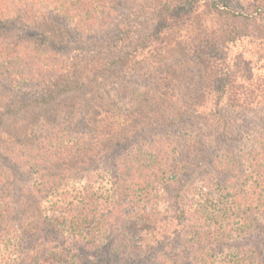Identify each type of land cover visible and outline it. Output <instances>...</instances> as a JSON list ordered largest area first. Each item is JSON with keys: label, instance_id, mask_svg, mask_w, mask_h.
Returning <instances> with one entry per match:
<instances>
[{"label": "trees", "instance_id": "1", "mask_svg": "<svg viewBox=\"0 0 264 264\" xmlns=\"http://www.w3.org/2000/svg\"><path fill=\"white\" fill-rule=\"evenodd\" d=\"M88 168L105 219L91 187L38 204ZM0 246V264H264V0H0Z\"/></svg>", "mask_w": 264, "mask_h": 264}, {"label": "rangeland", "instance_id": "2", "mask_svg": "<svg viewBox=\"0 0 264 264\" xmlns=\"http://www.w3.org/2000/svg\"><path fill=\"white\" fill-rule=\"evenodd\" d=\"M36 89H37L36 86H34V87L33 86L32 87H30V86L22 87L21 90L19 91V93L21 95H23V96L24 95L25 96L26 95L31 96V95H33L36 92ZM13 92L17 93V91H13ZM71 124L72 125H76V122L71 121ZM58 128H51L49 126V128H46V131L43 130V131L38 133V136H39L38 140L44 138V135L46 133H49V132H50V136H52V137H56V138H60V139H63L64 136L67 137L66 136L67 133H64V131L61 128H59V129ZM60 129H61V131H60ZM13 145H14L13 143L10 144L12 150L16 151L18 149V147L16 145H14V146ZM34 145L36 146V148H33L32 151L29 154L31 155L32 158H34L33 161L36 164H38L39 160L43 161V158L41 156L43 154V151H41V149L39 151H37L39 149V147L36 145V143H34ZM59 145H60V147H62L63 143L59 142ZM38 154H40V155H38ZM100 167H104V166L100 165ZM30 175H31L30 176L31 179L29 181L25 182V184L27 186L26 188H28V189L37 188L38 185H39V181H38L37 177L34 174H32V173H30ZM108 181L109 180H107V178H103L102 176L101 177L100 176L97 177V173L92 168L81 170V171H79L77 173H70V174L65 175L64 179L57 180V185H60V187L58 189L59 193L56 192L54 194H51L50 196H48V195L42 196L41 200L38 201V204L41 207H45V208H48L51 205H60V206H62L60 204V202H61V198L64 195L68 194V196L70 198H72L75 194H77L79 191H81L84 187L94 188V192L98 193L99 196H101L102 198H105L107 196V193H103V191L105 190V192H107L108 188L111 186L110 181L109 182ZM21 186L22 185L19 184L18 187L15 190L19 191ZM108 199L110 200V198L107 196V198H106L107 203H105V204L101 203L102 207H100V211H99V213L101 214V216H100L101 220L103 218L105 219L107 217V215L110 214V211L108 209V205L110 203H112L114 200L113 201L110 200V202L108 203V201H109ZM135 207H136V203L133 206H131V209L132 208L134 209ZM140 207H143V206L140 205ZM156 208L158 209L159 212H164V210H163L164 209V205L163 204H159V206L156 207ZM156 208H155V206H153V211H155ZM138 210H140L139 207H138ZM142 211H145V210H142ZM147 213L148 214L152 213V209L150 211H148ZM5 250L6 249L3 248V246H0V254H4ZM180 262H181V264L184 263L182 260H180Z\"/></svg>", "mask_w": 264, "mask_h": 264}]
</instances>
